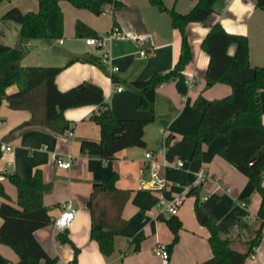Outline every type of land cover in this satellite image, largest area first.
<instances>
[{"label": "crops", "instance_id": "0c3cea01", "mask_svg": "<svg viewBox=\"0 0 264 264\" xmlns=\"http://www.w3.org/2000/svg\"><path fill=\"white\" fill-rule=\"evenodd\" d=\"M122 6H107L110 13L95 14L88 9L77 8L69 0L60 2L64 13V36L56 40H30L25 43L23 66L63 67L56 77L61 91H68L83 82H91L104 91L106 103L119 119L148 120L144 128L145 147L133 146L119 151L112 159L90 156L81 151L83 140L100 141L101 129L92 116L98 111L96 104L67 108L64 117L72 128L58 133L44 126L22 125L29 122L33 112L29 109H14L4 100L0 106V143L11 147L0 160V180L8 198L0 195V206L9 202L18 204V189L7 177L14 173L31 182L40 171L51 190L43 197L44 205L54 221L63 211L64 204L71 201L77 210L71 225L56 230L52 223L35 231V237L46 252L57 258L55 264H70L79 249L78 264H165L154 249L158 243L170 245L174 234L164 219L159 216V201L182 197L184 202L177 216L182 221L179 240L170 254L168 264H201L213 256L209 243L210 232L199 220L197 199L207 215L225 234L238 225L244 235L254 234V223L262 201V195L254 181L237 166L228 161L220 148L227 144L228 135L218 130L195 106L196 99L203 95L214 100L227 96L232 86L218 81L206 87V75L210 56L202 43L210 27L220 21L227 31L248 36L250 66L241 69L240 75L249 80L257 65L264 66V9L257 0H220L217 9L206 22H191L186 32L192 48V59L183 74L188 84L182 92L176 82H168L156 89L154 114L139 107L140 94L124 80H147L156 73L171 71L179 61L182 50V33L172 24L167 12L161 11L149 0H120ZM199 0H164L169 8L185 14ZM249 5L252 7L249 8ZM17 7L24 13L38 11L39 0H3L0 3V44L18 47V23L4 19L3 15ZM78 22L85 23L99 37L106 36L117 27L125 32L150 33L155 49L147 57L139 55L140 45L132 40L113 39L104 47L88 45V30L77 33ZM60 40H63L61 43ZM150 47V42L145 45ZM229 52L236 51V43L229 45ZM107 52L111 63L118 68L115 82L101 65L74 61L75 55L86 53L102 58ZM122 86V90H118ZM19 90L14 84L8 93ZM262 121L264 124V90L260 91ZM151 152L153 158H147ZM73 157L71 169H61L55 156ZM180 160L184 166H178ZM204 171L207 178L196 185L197 173ZM116 173L119 191H99L94 194L96 183L106 182ZM198 192L195 194L192 190ZM125 193L128 197L125 199ZM94 204L96 216L104 211L102 220L108 227H118L114 252L105 256L97 240L92 238L93 215L89 206ZM172 214L162 215L169 218ZM3 219L0 216V227ZM66 232L70 242L58 239ZM143 234L139 249L134 238ZM241 249L245 247L239 245ZM0 254L19 264L18 253L0 240ZM246 264H264V233L255 248L254 257L248 256ZM40 264H45L42 260Z\"/></svg>", "mask_w": 264, "mask_h": 264}, {"label": "trees", "instance_id": "16d2710c", "mask_svg": "<svg viewBox=\"0 0 264 264\" xmlns=\"http://www.w3.org/2000/svg\"><path fill=\"white\" fill-rule=\"evenodd\" d=\"M3 0H0V3ZM62 0H39L38 11L24 13L19 8L9 9L4 19L19 24L18 47L0 44V106L7 100L14 109H29L33 112L32 119L21 126H44L55 132L63 133L72 128L70 121L64 117L67 108L96 104L98 111L92 116L101 129L100 141L83 140L81 151L90 156L108 160L126 148L133 146L145 147L144 128L148 120L119 119L106 103L103 89L91 82H83L68 91H61L56 84V77L63 67L58 66H23L21 60L26 53L25 43L30 40H56L64 36V13L60 2ZM75 7L88 9L95 14H102L109 6H122L120 0H69ZM161 11L167 12L175 28L182 33V50L179 61L167 73H156L147 80H124L134 91L140 94L139 107L154 114L156 89L168 82H176L182 92H186L188 84L183 71L192 59V48L186 27L191 22H206L217 9L220 0H199L188 13L182 14L169 8L164 0H149ZM257 6L264 9V0H257ZM89 36L99 37L85 23L78 22L77 33L83 30ZM236 43V51L231 54L229 45ZM202 48L209 54L210 62L206 75V87H211L218 81L227 82L232 86V92L227 96L210 100L200 95L195 106L204 116L218 125V130H224L228 135L227 144L223 145L221 153L228 161L243 171L262 195L254 223V234L247 238L240 225L230 233L223 234L217 224L204 215V225L210 232L209 243L213 256L201 264H246L247 257L255 250L264 233V186L262 172L264 169V124L262 121L260 91L264 90V66L257 65L255 74L249 80L241 78L240 72L250 66V47L248 36L242 33L230 32L220 21L210 27L203 40ZM74 61L92 62L101 65L112 76L115 82L118 77L110 72L101 57L94 54L75 55L68 63ZM18 85L19 90L8 93V88ZM3 155L0 143V160ZM10 181L18 189V204L15 207L9 202L0 206V216L3 224L0 227V240L12 247L19 255V264H55L57 258L51 257L35 237V231L51 224L52 218L44 205L43 197L51 190V185L45 183L40 171H37L31 182L23 180L14 173L7 174ZM118 175L114 173L106 182L96 183L94 194L99 191L116 192ZM198 194L195 189L191 193ZM0 195L8 198L4 184L0 180ZM128 193H125V199ZM89 206L93 215L92 238L98 241L101 252L109 257L114 252L115 236L118 227H108L102 220L104 211L96 216L94 204ZM196 208L203 213L199 199ZM164 219L174 234V239L168 245L170 254L179 240L182 221L177 215ZM144 238L139 234L134 238L136 249H139ZM58 239L70 242L66 232H60ZM239 245L244 246L241 249ZM79 249L70 264H78ZM0 264H11V261L0 254Z\"/></svg>", "mask_w": 264, "mask_h": 264}, {"label": "built area", "instance_id": "2783aa9c", "mask_svg": "<svg viewBox=\"0 0 264 264\" xmlns=\"http://www.w3.org/2000/svg\"><path fill=\"white\" fill-rule=\"evenodd\" d=\"M111 9H104L103 13H110ZM113 39L118 40H132L137 42L140 45L139 55L142 58H147L155 49V44L152 41V35L150 33H137V32H125L120 30L119 28L115 27L113 28L106 36L104 37H90L86 39V43L88 45H95L99 47H104L108 45L110 41ZM62 43L63 40H60ZM150 42V47L147 48L145 45ZM102 61L105 64V66L108 68L110 72H116L118 70L117 67H115L111 63V59L109 57V54L105 52L102 56ZM118 90H122V86L117 87ZM11 151V147L6 146L3 147V154ZM147 158H153V154L151 152L146 154ZM55 163L56 165L61 169H71L73 165V157L71 155L68 156L67 159L60 155L55 156ZM178 166L183 167L184 161L180 160L178 162ZM207 178V175L204 171H200L197 173V181L196 185H199L202 181H204ZM262 178H263V186H264V169L262 172ZM184 202V199L182 197H176L170 200L167 199H161L159 201V215H165V214H172L177 215L180 207L182 206ZM77 210L73 206L71 201H68L64 204L63 211L59 217H57L52 225L53 227L58 231H63L67 229L73 220L76 217ZM256 248V247H255ZM155 253L162 258L165 264L169 263L170 260V251L168 248V245L165 243H158L154 249ZM255 251V250H254ZM254 251L251 253V256L254 257Z\"/></svg>", "mask_w": 264, "mask_h": 264}, {"label": "water", "instance_id": "95a60500", "mask_svg": "<svg viewBox=\"0 0 264 264\" xmlns=\"http://www.w3.org/2000/svg\"><path fill=\"white\" fill-rule=\"evenodd\" d=\"M199 220H200L201 222H204V221H205V217H204V215H203L202 212H199Z\"/></svg>", "mask_w": 264, "mask_h": 264}, {"label": "clouds", "instance_id": "9594fccd", "mask_svg": "<svg viewBox=\"0 0 264 264\" xmlns=\"http://www.w3.org/2000/svg\"><path fill=\"white\" fill-rule=\"evenodd\" d=\"M252 6L251 5H249V8H251Z\"/></svg>", "mask_w": 264, "mask_h": 264}]
</instances>
